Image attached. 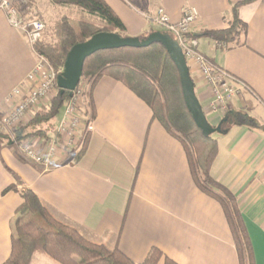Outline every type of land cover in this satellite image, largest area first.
<instances>
[{
    "label": "crops",
    "instance_id": "1",
    "mask_svg": "<svg viewBox=\"0 0 264 264\" xmlns=\"http://www.w3.org/2000/svg\"><path fill=\"white\" fill-rule=\"evenodd\" d=\"M102 1L129 38L157 32L159 27L144 15L152 16L158 8L171 23L179 22L183 8L197 10L192 34L198 51L228 75L227 83L235 91L224 111L213 112L211 91L190 65L202 112L213 128L228 112L252 121L228 129L223 123L222 132L213 138L217 156L210 175L235 198L254 263L264 264V0L238 8L246 34L227 47L200 34L227 29L232 6L244 0ZM18 13L29 20L24 11ZM37 62L26 37L0 11V112L8 108L5 101L15 89L27 92V76ZM92 103L87 148L77 162L74 155L68 156L43 171L22 158L8 136L0 137V264L10 255L13 220L22 203L16 190L21 188L35 193L58 221L89 241L117 248L134 263L144 262L157 249L162 254L158 264H165V259L174 264H239L220 204L195 186L181 143L152 120L148 105L110 77L98 81ZM61 115L62 111L56 126ZM28 141L40 151L47 144L35 138ZM30 264L54 263L34 255Z\"/></svg>",
    "mask_w": 264,
    "mask_h": 264
},
{
    "label": "trees",
    "instance_id": "2",
    "mask_svg": "<svg viewBox=\"0 0 264 264\" xmlns=\"http://www.w3.org/2000/svg\"><path fill=\"white\" fill-rule=\"evenodd\" d=\"M50 1L57 10L49 28L52 38L49 42L40 39L33 45V51L54 71L63 68L73 46L88 41L96 34L110 33L121 38L127 37L121 21L102 0ZM251 1L244 0L232 6V21L227 29L205 31L200 37L211 39L216 45L224 47L236 42L247 30L238 17V8ZM102 77L120 82L146 103L152 112V120L157 121L166 133L181 143L195 186L216 200L224 212L238 263L255 264L235 198L210 175L217 156V143L211 136L204 137L196 127L183 100L178 71L166 50L160 44H152L144 49L100 51L88 57L83 63L80 82L86 81L82 99L91 119L94 117L92 91ZM55 89L54 97L28 123L11 133L0 134V137L8 136L12 145L32 138L45 142L54 138L56 119L74 95L61 92L56 82ZM224 119V129L252 124L246 116L233 112L226 113ZM88 140L89 132H85L74 154V162L83 156ZM16 191L22 203L13 220L10 255L3 264H30L34 255L47 258L54 264H137L117 248L109 249L103 243L89 241L74 227L58 221L31 190L21 188ZM161 258V252L152 249L144 262L139 264H158ZM165 264L174 263L165 259Z\"/></svg>",
    "mask_w": 264,
    "mask_h": 264
},
{
    "label": "built area",
    "instance_id": "3",
    "mask_svg": "<svg viewBox=\"0 0 264 264\" xmlns=\"http://www.w3.org/2000/svg\"><path fill=\"white\" fill-rule=\"evenodd\" d=\"M0 11L5 14L8 24L20 31L32 47L41 39L46 29L42 21L21 18L11 0H0ZM144 17L147 22L162 28L176 41L187 66L192 65L201 75L212 94L210 109L213 112L224 111L235 96V91L227 83L228 75L198 51V42L192 34L198 22L197 10L192 7L183 8L177 23H171L161 8H158L152 16L144 15ZM62 71L63 69L54 71L43 58L38 57V62L27 76V92L23 94L19 89H15L5 101L8 108L0 112V134L11 133L24 126L30 113L37 112L39 108L48 104L54 97L55 82ZM79 85L80 82L73 92V98L62 109L55 137L47 142L43 151L29 141L14 145L22 158L43 171L50 170L56 160L62 162L71 156L70 154L79 145V135L89 129L90 117L85 116L86 112L83 115L82 108L76 103L80 94Z\"/></svg>",
    "mask_w": 264,
    "mask_h": 264
},
{
    "label": "water",
    "instance_id": "4",
    "mask_svg": "<svg viewBox=\"0 0 264 264\" xmlns=\"http://www.w3.org/2000/svg\"><path fill=\"white\" fill-rule=\"evenodd\" d=\"M152 44H160L166 50L171 61L175 65L179 74L184 103L202 135L204 137H209L214 133H221L222 125L226 122V119L215 128L210 126L207 122L195 96L189 69L181 49L176 41L167 34L154 32L141 39L129 37L121 38L116 34L110 33L96 34L88 41L75 45L70 49L63 65V71L56 79V86L61 92L66 91L73 93L81 80L84 61L97 52L123 48L144 49Z\"/></svg>",
    "mask_w": 264,
    "mask_h": 264
},
{
    "label": "rangeland",
    "instance_id": "5",
    "mask_svg": "<svg viewBox=\"0 0 264 264\" xmlns=\"http://www.w3.org/2000/svg\"><path fill=\"white\" fill-rule=\"evenodd\" d=\"M11 1H12L14 7L17 9L18 12L20 10L22 12L24 11L25 13H27L26 15L29 18V20L37 19V20L42 21L45 24L46 29H45V32L42 34L41 40L43 42H46V41L49 42L52 38V36H50V34H49L50 33L49 28H50L52 22L54 21L56 14H57V10H55L53 8L51 1L50 0H11ZM145 15H147V14H145ZM157 32L162 33V34H166V32L162 28H158ZM60 69H63V68H60ZM85 82H86L85 80H82L80 82V85H79L80 88L78 89L80 94L78 96L79 98L77 99L76 103L78 104L79 107L82 108L83 115H85L84 112H86L87 115H85V116L90 117L88 111H86V109L83 105V99H82V93L84 90ZM28 117L29 116H27V118H26V120H27L26 123H28L30 121V120L28 121ZM86 117H84V118H86ZM87 119H89V118H87ZM87 124H88V122H87ZM56 129H57V126L55 125V130ZM81 135H79V140H78L79 145L75 149V151L72 152V154H70L71 156L77 152V149L79 148V146L81 144V140H80ZM217 136H218V134L214 133L211 135V138L215 139ZM15 149H16V147H15Z\"/></svg>",
    "mask_w": 264,
    "mask_h": 264
}]
</instances>
